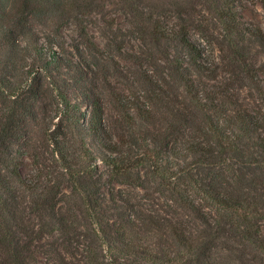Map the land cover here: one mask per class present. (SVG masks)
I'll list each match as a JSON object with an SVG mask.
<instances>
[{
  "label": "trees",
  "instance_id": "1",
  "mask_svg": "<svg viewBox=\"0 0 264 264\" xmlns=\"http://www.w3.org/2000/svg\"><path fill=\"white\" fill-rule=\"evenodd\" d=\"M240 1L0 0V264H264V28ZM108 3L135 41L112 70L63 33Z\"/></svg>",
  "mask_w": 264,
  "mask_h": 264
},
{
  "label": "rangeland",
  "instance_id": "2",
  "mask_svg": "<svg viewBox=\"0 0 264 264\" xmlns=\"http://www.w3.org/2000/svg\"><path fill=\"white\" fill-rule=\"evenodd\" d=\"M238 12L245 21L258 23L264 28V8L258 0H241ZM128 18V15L119 9V5L108 3L102 12L94 11L83 15L80 25L76 24L75 21L67 24L63 29V33L69 45L79 44L83 46L81 42L84 40L85 35L87 38L94 40L104 49L107 55L103 61L104 66L108 68L107 66L110 65V70H112V67L116 66L119 61L118 57L113 55L115 46L124 43V48L129 50L128 52L130 53L131 45L135 43L130 36ZM224 76L226 81L230 77L228 73H225ZM124 78V76L120 75L111 77L109 85L125 87L127 82Z\"/></svg>",
  "mask_w": 264,
  "mask_h": 264
}]
</instances>
